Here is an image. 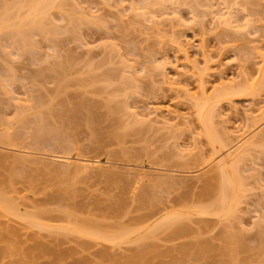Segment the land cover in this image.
<instances>
[{
  "label": "rangeland",
  "instance_id": "374dc122",
  "mask_svg": "<svg viewBox=\"0 0 264 264\" xmlns=\"http://www.w3.org/2000/svg\"><path fill=\"white\" fill-rule=\"evenodd\" d=\"M45 1L32 17L31 0H0V18L10 6L34 19L0 31V200L33 217L0 212V264H264L263 139L234 168V215L194 213L185 233L135 237L161 218L138 220L151 210L207 206L194 199L243 129L264 138V0ZM227 86L238 93L218 98ZM204 98L224 147L214 157ZM57 155L104 167L64 169ZM74 224L130 232L112 242Z\"/></svg>",
  "mask_w": 264,
  "mask_h": 264
},
{
  "label": "bare ground",
  "instance_id": "6f19581e",
  "mask_svg": "<svg viewBox=\"0 0 264 264\" xmlns=\"http://www.w3.org/2000/svg\"><path fill=\"white\" fill-rule=\"evenodd\" d=\"M32 2L30 3V4H32V5H34L33 3H34V1L33 0H31ZM36 2L35 3H37V4H35L33 7H30V5H29V2H28V7L30 8V9H32V11L30 12V14H32V17H34V15H36L37 13H39L40 12V14L42 15V13H44L43 12V8H42V11H40V8H39V6H38V4H41V2L43 1V0H40V1H38V0H35ZM50 1V0H49ZM39 2V3H38ZM45 3L47 4V5H50V3H47V0L42 4V5H44L45 6ZM41 5V6H42ZM6 6V5H5ZM8 7H10V6H6V9L7 10H9V11H7L9 14H8V16L6 15L5 17H1L0 18V31L2 32V30L3 29H6V28H11V30L10 29H8V30H10L12 33H15V34H19L21 31H20V27H22V29L25 27V26H29L28 28H31V25H33V18H31V17H28V19L26 18V16L25 15H23L24 16V18H22V17H20V16H22V15H20V13L18 14L17 13V11H16V13L15 14H13V11L14 10H20V9H11V8H8ZM12 7V6H11ZM14 7H15V5H14ZM14 7H12V8H14ZM23 8H24V6H22ZM47 7H49V6H47ZM18 8H20V7H18ZM10 10H12V12L10 11ZM22 11V10H21ZM28 11V10H27ZM20 12V11H19ZM42 12V13H41ZM10 14H13V16H10ZM30 14H27V16L28 15H30ZM39 14V15H40ZM45 15V14H44ZM44 15H43V17H44ZM38 16V15H37ZM19 17H20V19H19ZM42 18V17H41ZM17 19V20H16ZM13 20V22H11ZM29 20V21H28ZM42 20V19H41ZM228 21H229V19H227ZM226 21H224L223 23H225ZM39 23V22H38ZM229 23V22H228ZM25 24H27V25H25ZM29 24H31V25H29ZM35 24V23H34ZM14 26V27H13ZM37 26H39V25H37ZM45 26V25H44ZM27 28V27H26ZM47 29V28H46ZM24 31V30H23ZM24 33H25V31H24ZM21 43V42H20ZM27 43V42H26ZM228 87V86H227ZM226 87V89H228V88H230V90H232V87H228L227 88ZM234 89V88H233ZM224 90V89H223ZM230 90H228L229 92H227V91H224V92H221L222 94H218V98H220V99H223L225 96H222V97H219L220 95H226V94H228V95H230V94H235V93H238L237 91H239V90H232V91H230ZM241 91V90H240ZM241 93H242V91H241ZM231 96V95H230ZM216 98V97H215ZM203 100V102H200V104H199V106H198V113H199V119H200V122H201V126H202V128H204V132H203V134L204 135H206L207 136V138H210V140H208L210 143H211V146H212V148H211V146H210V148L212 149L211 151H212V155L211 156H213L214 157V154H217V153H219L224 147L222 146V144H221V142L219 143L217 140L218 139H216V138H214L213 136V133L211 134L210 133V130L209 129H211L209 126H208V123H209V119H210V121H212V119L211 118H213V117H211L212 115H210V113L211 114H213L214 113V111H213V109H211V108H214V107H211L210 106V104L211 103H214L216 100H218L217 98H216V100L215 99H202ZM210 100H213V101H210ZM214 104H216V103H214ZM214 104H212V105H214ZM215 106V105H214ZM210 111H213V112H210ZM59 114V113H58ZM209 117H211V118H209ZM254 117V116H253ZM257 119H255V121L253 120V124H252V126H255V124H258V123H260V121L261 120H263V117H261L260 119H258V117H256ZM252 119H254V118H251V121H252ZM259 120V121H258ZM263 122V121H262ZM251 126V127H252ZM249 127V126H248ZM250 127V128H251ZM244 128H246V127H244ZM253 128V127H252ZM249 129V128H248ZM248 129H243V131L239 134V139L237 138V142L236 143H234L233 145H231V146H229V148H227V151H228V153H227V155H225V156H223L220 160H218L217 161V164H216V169H215V172L216 173H213L211 176V178L209 179H207V185H206V187L204 188V190L202 191V192H200V193H197V197H196V199H194V201H197V202H205L206 203V201L205 200H207V199H210V198H212V200H211V202H210V200H207V202H210L209 204H207V206H205V207H199V206H196L197 208H200V209H198V210H189V211H178L177 209H176V207H175V209L177 210H175L174 208H173V205L174 204H176V203H178V202H180L179 201V199H177V200H175L172 204V206H170L169 204V206L168 205H165V207L166 206H168V207H166V208H168V209H171L170 210V212H168L169 210L168 209H166L167 210V212H165V208L163 207H160L159 209L157 208V209H154V210H151V211H149V212H147V213H145V214H143V215H141L139 218H138V220L140 221V222H142V221H148V219H152L153 217H155V216H157V214H159V213H161V215L159 214V217L161 216V218H158V219H156V221L155 222H150V223H148V225H146V227H144V228H142L143 230H140V232L139 233H136V236L135 237H137L138 239H141V238H144L145 239V237H147V236H150V237H152V235H153V237H154V235H155V231H157L158 232V229L160 230V228H161V231H162V228L163 229H166V231H167V229H169L170 231H171V233L172 234H182V233H185L186 231H187V225H183L182 223L180 224V220H181V218L182 219H184L183 217H186L187 215H190V214H194V213H200V215L201 214H205V215H211V214H213V215H220V216H222L223 218H225L226 216H227V218H228V216L229 215H234L233 213H236V212H234V211H237V209H234V208H236L235 206H237L236 204H238L237 202V200L239 199L238 198V184H241V183H239L240 182V180L237 182V178H236V176L237 175H235L233 172H235L234 171V168H235V166L237 165V163L247 154L248 155V153H249V151H250V149H251V147L253 146V145H255L254 147H256V145L258 144L257 142L258 141H260L261 139H263L264 140V138H263V136H262V134L261 135H259L258 137H256V134L254 133V136H252L251 137V135L249 136V137H247V135H246V133L248 132ZM242 130V129H241ZM250 130V129H249ZM240 131V130H239ZM238 131V132H239ZM264 130H262V132H263ZM257 133V132H256ZM253 135V134H252ZM209 136V137H208ZM247 137V138H246ZM220 141V140H219ZM263 144V143H262ZM2 146V145H1ZM258 146H260V144L258 145ZM258 148V147H257ZM1 149V148H0ZM61 154V153H60ZM250 155V154H249ZM46 158H48V157H46ZM50 158H52V157H50ZM49 159V158H48ZM53 159H55V160H57V161H60L61 162V164H59V166H61V168H63V166L65 167L64 169H69V168H71V167H74L77 171H79V170H81L83 173L85 172V171H87V170H91V171H89V172H92L93 170L95 171V170H97V169H99V167H104V165H102V164H104V162L102 161V160H99V159H97V158H89L88 156H86V157H83V156H81L80 155V157H74V156H67V155H57V156H53ZM47 160V159H46ZM51 160V159H50ZM54 160V161H55ZM242 161V160H241ZM43 162H45V161H43ZM49 162V164L48 165H50V164H52V162L50 163V161H48ZM55 164H58V163H55ZM54 164V165H55ZM46 165V164H45ZM47 167H49V166H47ZM56 167V166H55ZM239 167V166H238ZM107 168V167H106ZM108 169V168H107ZM144 169V168H143ZM61 170V169H60ZM100 170V169H99ZM99 170H97V171H99ZM238 170V169H237ZM101 171H103V170H101ZM141 171V170H140ZM80 173V172H79ZM140 173V172H139ZM141 173H143V172H141ZM144 176H146V175H144ZM186 182V181H185ZM242 187H243V185H241ZM239 190L241 191V189L239 188ZM239 195H241V194H239ZM185 199V198H184ZM181 200V199H180ZM187 200V199H186ZM192 200V202H194L193 201V199H191ZM181 202H183V201H181ZM189 201H187V203H188ZM185 203V202H184ZM204 203V204H205ZM239 203H240V201H239ZM183 204V203H182ZM192 204H195V203H191V205ZM9 205H11V204H9ZM176 205H179V204H176ZM190 204H189V206H191ZM12 206V205H11ZM189 206H187V207H189ZM171 207V208H170ZM182 207H184V206H182ZM193 208H195L194 206H192ZM191 207V208H192ZM10 207L8 206V203H7V201H1L0 200V212L2 213L1 215H3V216H10L11 215V213L15 210L14 208H11V209H13V211L12 210H10L9 209ZM183 209V208H182ZM187 209V208H186ZM173 210H175V211H173ZM16 211V210H15ZM163 211V212H162ZM173 211V212H172ZM18 213V214H17ZM16 214H14V213H12V214H14L16 217H18L19 216V212H17ZM163 213V214H162ZM9 214V215H8ZM21 215H22V212L20 213ZM29 216V215H26L25 214V217H24V215H22V216H20V217H22L21 219L23 220V218H26V220H29V218H27V217ZM20 217H18L19 219H20ZM29 217H32V216H29ZM230 217V216H229ZM187 218V217H186ZM190 218V217H189ZM222 218V220H224ZM221 219V218H220ZM25 220V219H24ZM25 220V221H26ZM30 220H33V217L32 218H30ZM226 220V219H225ZM26 222H28L29 224H36V221H33V222H31V221H26ZM71 223V222H70ZM81 224V223H80ZM91 224V223H90ZM89 224V225H90ZM75 226H71L70 227V225H68V228H69V230L70 229H72V228H74V227H76L77 228V231L79 232V233H81V234H83V235H85V234H88L89 236H93V235H95V234H92L91 235V233H93L92 232V230L91 229H89V231L90 232H86L85 231V229L87 228H85L84 226H86L87 225V223H84V224H81V225H84L83 227H77V225L76 224H74ZM90 226H92V225H90ZM84 228V229H83ZM94 228V227H93ZM124 229V228H123ZM74 231H75V228H74ZM120 231H121V229H120ZM124 231H126V232H128V234H129V230L128 229H124ZM95 232V231H94ZM119 232V231H118ZM123 232V231H122ZM126 232H124V233H121V235H114V234H109V236L108 235H101V233H100V231H98V232H96L97 233V235H95V236H98L97 238H102V239H107V240H109V241H115V240H117V239H121V238H124L125 237V234H126ZM90 233V234H89ZM238 233V232H237ZM80 234V235H81ZM99 234V235H98ZM107 234V233H106ZM119 234V233H118ZM127 234V235H128ZM94 236V237H95ZM129 237V236H128ZM127 236H126V238H128ZM134 237V240H128V239H126L125 238V242L128 240L129 242L130 241H135V240H137V238H135ZM239 238H242V236L241 237H239ZM244 238V237H243ZM130 239V238H129ZM236 239H238V238H236ZM138 241V240H137ZM241 241H243L242 239H241ZM119 242V241H118ZM122 242V241H121ZM244 242V241H243ZM243 244V243H242ZM148 247V246H147ZM241 247V246H240ZM148 248H150V247H148ZM230 248V247H229ZM237 248V247H236ZM143 250H145V248L143 249ZM148 250V249H147ZM146 250V252H148ZM224 251H226V250H224ZM146 252L145 253H142V252H139V254L138 253H136V255H135V259H137V258H139V260L141 261V258L143 259V257L144 256H142L141 258H140V256H141V254H143V255H146ZM141 253V254H140ZM234 253V252H233ZM224 256V255H223ZM133 257V256H132ZM132 259V258H131ZM131 261V260H130ZM132 262V261H131ZM134 263H138V259H137V261H134Z\"/></svg>",
  "mask_w": 264,
  "mask_h": 264
}]
</instances>
